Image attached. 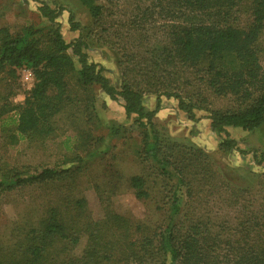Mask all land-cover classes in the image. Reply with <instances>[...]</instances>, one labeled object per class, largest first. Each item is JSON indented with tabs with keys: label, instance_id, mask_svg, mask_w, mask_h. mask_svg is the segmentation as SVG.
<instances>
[{
	"label": "trees",
	"instance_id": "1",
	"mask_svg": "<svg viewBox=\"0 0 264 264\" xmlns=\"http://www.w3.org/2000/svg\"><path fill=\"white\" fill-rule=\"evenodd\" d=\"M77 1L89 18L102 22L100 0ZM154 1L166 16V39L145 51L140 37L119 35V88L104 67L89 61V44L73 13L68 23L80 36L71 43L57 21L64 9L45 2L38 7L45 25L0 28V85L8 86L4 94L0 89V117L18 114L13 126L2 125L5 144L57 137L56 118L67 109L102 129L99 93L122 100L132 127H111L108 136H134V162L143 172L123 175L121 187L157 216L145 223L110 207L118 185L98 179L116 165L96 166L107 156L98 140L86 156L40 168L12 167L0 156V201L14 198L15 213L0 219V264H264V174L222 170L203 149L166 139L155 120L162 97L176 100L192 121L205 110L225 154L238 150L229 128L252 132L264 124V0ZM23 70L31 71L33 86L14 105ZM145 95L156 96L154 110L145 106ZM211 98L230 99L234 106L211 109ZM85 139L93 137L87 133ZM253 158L264 163V153L253 152ZM84 177L98 194L99 219L90 212Z\"/></svg>",
	"mask_w": 264,
	"mask_h": 264
},
{
	"label": "rangeland",
	"instance_id": "2",
	"mask_svg": "<svg viewBox=\"0 0 264 264\" xmlns=\"http://www.w3.org/2000/svg\"><path fill=\"white\" fill-rule=\"evenodd\" d=\"M41 2L47 3L53 9H64L62 16L57 20L61 25L62 35L67 43L73 42L80 36L79 32H73L68 23L70 12L74 14L77 21L82 24V34L89 44L87 53L89 61L104 67L106 75L113 84L119 88L121 84V70L119 68L118 56L121 55V46L118 40L119 35L135 34V38H141L144 42L145 51L150 50L165 41L167 22L162 8L154 0H100L105 7V14L101 23H96L89 18L86 10L77 0H0V28L10 27L12 31H17L27 25L43 26V20L38 12ZM243 19L242 16H240ZM142 37H141V36ZM264 49V35L262 38ZM143 50V49H142ZM144 51V50H143ZM70 54H72L70 52ZM73 56V55H72ZM76 67L79 68L77 58L73 56ZM264 65V53L262 56ZM145 66V64H143ZM15 85V94L11 98L14 105H21L24 102L27 92L32 88L33 83L28 81L23 73L18 74ZM9 84H12L11 82ZM1 92L8 91L6 84L0 85ZM211 109L226 110L232 108L234 103L230 99L211 98ZM145 106L149 110H154L157 105L156 96L145 95L143 98ZM97 110L103 120L102 129L94 126H87L85 117L80 112L73 109L64 110L63 114L56 118L59 131L57 137L30 145L27 141L17 142L14 145L5 144V133L2 125H14L17 119V112L0 117V156L5 163L14 167L30 165L40 168L58 164L71 155H87L93 149L92 141L98 140L101 151L105 150L107 156L96 162L99 164L111 163L116 166L110 169L112 173L99 175L101 183L118 185V190H112L110 194V207L117 213L128 218L152 223L157 220L153 214L151 205L138 201L131 191L121 187L123 175L138 174L141 167L135 164L136 151L132 145L136 141L129 137V133H123L121 138L109 137L111 127H122L130 132L132 118H127L123 101H113L104 93L98 95ZM75 118V121L73 119ZM209 113L205 110L196 111V119L192 121L188 116L178 109L177 101L162 97L161 109L156 114V123L160 126L166 139L184 144L194 145L206 151L211 157L214 165L227 170L244 168L258 174H264V163L258 165L253 158V152L264 153V124L257 130L248 132L238 128H229V137L237 142L238 150L229 153H222L219 150L221 139L210 129ZM73 118V119H72ZM89 133L93 140L85 139ZM131 140V141H130ZM87 141V142H86ZM130 142V143H129ZM115 158L112 160V157ZM116 172V173H114ZM228 172V171H227ZM111 177V178H110ZM84 192L89 203V209L94 219L102 217V208L98 200V194L91 179L84 177ZM14 198L0 201L1 223L7 219L15 218L12 202ZM151 206V207H150Z\"/></svg>",
	"mask_w": 264,
	"mask_h": 264
},
{
	"label": "built area",
	"instance_id": "3",
	"mask_svg": "<svg viewBox=\"0 0 264 264\" xmlns=\"http://www.w3.org/2000/svg\"><path fill=\"white\" fill-rule=\"evenodd\" d=\"M22 73H23L24 77H25L28 81H32V80H33V76H32L31 71H29V70H23Z\"/></svg>",
	"mask_w": 264,
	"mask_h": 264
},
{
	"label": "crops",
	"instance_id": "4",
	"mask_svg": "<svg viewBox=\"0 0 264 264\" xmlns=\"http://www.w3.org/2000/svg\"><path fill=\"white\" fill-rule=\"evenodd\" d=\"M32 81H33V80H32ZM32 81H31V82H32Z\"/></svg>",
	"mask_w": 264,
	"mask_h": 264
}]
</instances>
